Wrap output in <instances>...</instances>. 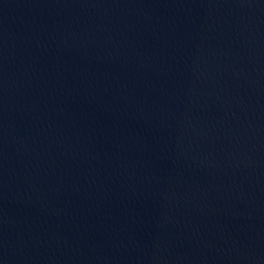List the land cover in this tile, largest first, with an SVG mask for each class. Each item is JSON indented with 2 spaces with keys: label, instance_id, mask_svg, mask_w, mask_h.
Wrapping results in <instances>:
<instances>
[{
  "label": "water",
  "instance_id": "obj_1",
  "mask_svg": "<svg viewBox=\"0 0 264 264\" xmlns=\"http://www.w3.org/2000/svg\"><path fill=\"white\" fill-rule=\"evenodd\" d=\"M0 264H264V0H0Z\"/></svg>",
  "mask_w": 264,
  "mask_h": 264
}]
</instances>
